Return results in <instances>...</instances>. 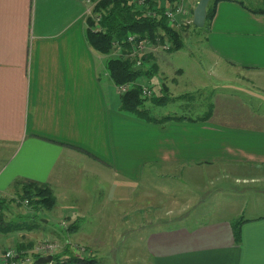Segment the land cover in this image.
Wrapping results in <instances>:
<instances>
[{
    "label": "crops",
    "instance_id": "0c3cea01",
    "mask_svg": "<svg viewBox=\"0 0 264 264\" xmlns=\"http://www.w3.org/2000/svg\"><path fill=\"white\" fill-rule=\"evenodd\" d=\"M89 6L86 0H0V199L11 195L17 203L24 182L45 183L56 196L54 208L68 213L65 229L89 237L95 236L91 220L113 214L138 231V190L147 169L158 166L163 176L180 168L179 178L194 188L196 175L221 170L222 184L210 191L234 176L258 182L255 194H264V114H228L218 108L224 95L217 88L205 120L161 124L122 111L117 84L114 92L106 81L107 63L106 72L99 68L103 53L87 36ZM206 43L214 66H226L221 82L264 75V13L238 0L219 1ZM5 208L0 205V224ZM152 211L148 224L157 227L137 239L149 264H264L262 211L205 221L187 215L173 225H162L168 219ZM243 216L237 242L233 222Z\"/></svg>",
    "mask_w": 264,
    "mask_h": 264
},
{
    "label": "rangeland",
    "instance_id": "374dc122",
    "mask_svg": "<svg viewBox=\"0 0 264 264\" xmlns=\"http://www.w3.org/2000/svg\"><path fill=\"white\" fill-rule=\"evenodd\" d=\"M169 1L174 3L176 0ZM195 1H176L191 11L189 15H179L177 22L173 25L184 36L183 47L176 51L156 48L151 52L154 54V59L145 63L146 69L156 63L158 65L156 74H143L136 78L137 84L151 87L154 95L167 94L170 98V102L166 105L153 107V114L162 116L183 113L193 117L204 114L209 110V104H214L216 97L213 99L209 95L217 88L218 93L224 95L218 108H225L228 114L263 115L264 75L252 73L246 75L244 81H240L235 76H229L225 78L227 82H221L223 81L221 70L226 66L223 62L214 66L211 55L207 53L206 30L193 23L191 7ZM243 1L249 6H261L259 0ZM110 56L115 55L112 52L109 55L102 54L98 58L99 68L102 69L104 65L105 72V63ZM106 81L112 85L114 92H117L109 76ZM222 103L224 106L221 105ZM147 105L151 106L152 103L147 101ZM158 168L159 166L155 169H147L138 190V231L124 228L121 221L125 219L119 220L117 214H113L112 218L91 220L88 226L91 227L95 236L85 237L65 229L68 223H71L67 218V211H58L56 208L36 211L30 202L26 203L27 199H24L21 194L20 197H16L17 203L9 195L5 200L0 199L2 202L0 205L5 204L6 207L8 221L5 220V222L27 219L34 224V229L20 233L14 231L0 234V247L18 248L21 244L25 250H30L39 242L53 240L58 242V252L61 257L69 256L71 253L93 257L96 259V264H149L145 246L137 241L143 232L157 227L156 224L153 226L148 224L149 208L157 210L156 213L152 211L155 217L159 215L168 219H164L162 225H173L180 221L178 217L187 215H191L192 219L199 216V219L205 221L239 210H244L245 216L259 211L264 212V194H255L259 183L250 181V178L245 180L246 178L241 177L237 180L231 176L226 178L228 184L223 183L220 187L222 190L216 191L217 188H215L210 191L214 185L222 184L220 182L222 179H216L217 175L223 173L221 170L196 175L195 179L191 180V182L195 181L194 188L188 181L179 178L180 168L170 169L167 176L161 175ZM197 185L201 187L197 188ZM239 189L246 191L247 196ZM33 212H36L34 218L28 219L26 216ZM67 249L69 253L66 252ZM23 264H37L36 258L30 263Z\"/></svg>",
    "mask_w": 264,
    "mask_h": 264
},
{
    "label": "trees",
    "instance_id": "16d2710c",
    "mask_svg": "<svg viewBox=\"0 0 264 264\" xmlns=\"http://www.w3.org/2000/svg\"><path fill=\"white\" fill-rule=\"evenodd\" d=\"M219 1L221 0L210 1L203 29L207 30L210 27ZM238 2L256 13H264V5H262L264 4V0H259L261 6L257 7L247 5L243 0H238ZM165 6L164 0H145L142 4L138 3L137 0H99L94 6L93 14L87 16V36L93 48L103 54L109 55L115 49V41H119L122 45V55L107 58V68L115 84L135 83L139 75H154L157 71L158 65L156 63H153L148 69L145 67L146 62L154 59L153 53L142 54L141 57L144 60V64L141 67L135 66L134 60L129 56L131 45L123 41L129 33L135 34L138 39L150 40L157 48L164 50L176 51L183 47L184 36L179 29H175L170 24L168 17L165 15ZM167 39L172 42V46H163ZM169 99L167 94L153 95L152 97L144 96L142 94V85L135 83L127 92L121 94V110L139 119L161 124L172 119L205 120L213 115L214 105L212 103L209 104L207 112L198 115L196 118H192L190 115H188L190 117L176 115L175 113L162 116L153 114V107L166 105L170 102ZM147 101H150L152 105H147ZM21 189V196L27 199L36 211L40 209H53L57 204L53 190L45 183L29 180L23 183ZM0 203L2 202L0 201ZM34 216L28 215L26 217L29 219L34 218ZM245 221L246 219L241 217L233 222L237 242L241 240V228ZM33 229L34 224L30 223L27 219L0 224V232L6 233L30 231ZM18 249L22 250L24 247L20 244ZM68 251L67 249L66 252ZM60 257L58 255L56 259ZM64 257L67 264L97 263L95 258L79 254L70 253L69 256Z\"/></svg>",
    "mask_w": 264,
    "mask_h": 264
},
{
    "label": "built area",
    "instance_id": "2783aa9c",
    "mask_svg": "<svg viewBox=\"0 0 264 264\" xmlns=\"http://www.w3.org/2000/svg\"><path fill=\"white\" fill-rule=\"evenodd\" d=\"M138 3L142 4L145 0H137ZM86 2L90 5L86 10V15L90 16L93 14L94 6L98 1L95 0H86ZM165 6V15L168 17L170 24L173 26L177 22V17L179 15H189L190 11L187 10L182 4L177 2H170L166 0ZM98 16V15H97ZM98 18V17H97ZM126 43H130L131 45V52L129 56L134 60L135 66H142L144 64V60L142 59V54L151 53L152 51L156 50V46L153 42L146 39H138V37L133 34L129 33L125 38ZM115 49L113 51L114 55H122L123 49L122 45L119 41H115ZM171 41L166 40L164 43V47H170ZM136 83V82H135ZM134 82H127L124 84L117 85L118 92L120 94L127 92L132 85L135 84ZM142 94L147 97H152L154 95L153 90L151 87L142 86ZM26 203H29L26 200ZM59 246L57 241L47 240L43 242L37 243L33 246L30 250H19L18 248L9 247L5 249L0 254V264H23V263H30L33 259H37L40 256L46 255H53V260L47 264H67L65 257H60L56 259V256L59 255Z\"/></svg>",
    "mask_w": 264,
    "mask_h": 264
},
{
    "label": "water",
    "instance_id": "95a60500",
    "mask_svg": "<svg viewBox=\"0 0 264 264\" xmlns=\"http://www.w3.org/2000/svg\"><path fill=\"white\" fill-rule=\"evenodd\" d=\"M211 0H199L194 9L193 23L198 27H203L206 23L207 8ZM53 255L40 256L36 259L37 264H47L53 260Z\"/></svg>",
    "mask_w": 264,
    "mask_h": 264
}]
</instances>
